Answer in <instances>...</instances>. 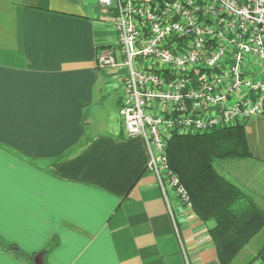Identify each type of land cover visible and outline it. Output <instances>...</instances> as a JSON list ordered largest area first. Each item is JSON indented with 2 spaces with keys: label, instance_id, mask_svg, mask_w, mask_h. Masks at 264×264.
Instances as JSON below:
<instances>
[{
  "label": "crops",
  "instance_id": "0c3cea01",
  "mask_svg": "<svg viewBox=\"0 0 264 264\" xmlns=\"http://www.w3.org/2000/svg\"><path fill=\"white\" fill-rule=\"evenodd\" d=\"M108 19L94 0H0V264H219L124 135L113 72L96 65ZM253 161L222 173L264 213Z\"/></svg>",
  "mask_w": 264,
  "mask_h": 264
},
{
  "label": "built area",
  "instance_id": "2783aa9c",
  "mask_svg": "<svg viewBox=\"0 0 264 264\" xmlns=\"http://www.w3.org/2000/svg\"><path fill=\"white\" fill-rule=\"evenodd\" d=\"M94 1L111 32L96 65L113 72L124 135L144 141L170 214V195L191 208L167 141L264 112V0Z\"/></svg>",
  "mask_w": 264,
  "mask_h": 264
},
{
  "label": "trees",
  "instance_id": "16d2710c",
  "mask_svg": "<svg viewBox=\"0 0 264 264\" xmlns=\"http://www.w3.org/2000/svg\"><path fill=\"white\" fill-rule=\"evenodd\" d=\"M245 121L203 134L173 135L165 149L168 166L185 189L191 210L205 224L219 264H233L264 227L263 211L220 169L223 162L253 158L245 147ZM244 264H264V244Z\"/></svg>",
  "mask_w": 264,
  "mask_h": 264
},
{
  "label": "rangeland",
  "instance_id": "374dc122",
  "mask_svg": "<svg viewBox=\"0 0 264 264\" xmlns=\"http://www.w3.org/2000/svg\"><path fill=\"white\" fill-rule=\"evenodd\" d=\"M245 147L253 158L244 160H229L221 164L220 169H231L232 172L239 174L243 178L244 174H248L251 167L256 166L254 158L264 157V113L250 116L243 124ZM224 171V170H223ZM264 244V229L260 231L255 238L239 252L234 259L233 264H244L248 261L256 251ZM15 249V246H12ZM25 254V253H24ZM27 255V254H26Z\"/></svg>",
  "mask_w": 264,
  "mask_h": 264
}]
</instances>
